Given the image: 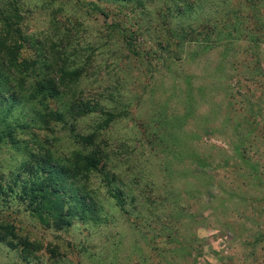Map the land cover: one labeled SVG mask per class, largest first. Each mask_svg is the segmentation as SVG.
Masks as SVG:
<instances>
[{"label": "rangeland", "instance_id": "374dc122", "mask_svg": "<svg viewBox=\"0 0 264 264\" xmlns=\"http://www.w3.org/2000/svg\"><path fill=\"white\" fill-rule=\"evenodd\" d=\"M192 1L182 20L155 0L135 11L115 0L19 1L25 33L49 40L50 78L70 79L75 93L61 90L87 110L39 137L58 156L91 153L105 166L88 176L93 155L71 161L97 206L60 228L29 209L32 175L0 147L14 187L0 199V233L36 247L25 260L0 243V264H264V0ZM24 45L22 59L42 58Z\"/></svg>", "mask_w": 264, "mask_h": 264}, {"label": "trees", "instance_id": "16d2710c", "mask_svg": "<svg viewBox=\"0 0 264 264\" xmlns=\"http://www.w3.org/2000/svg\"><path fill=\"white\" fill-rule=\"evenodd\" d=\"M19 1L0 0V147H11L20 153L22 155L20 169L32 175L31 184L24 188L22 194L23 200L30 199L29 209L32 213L44 224L49 218H53L60 222V228L63 225L70 228L74 219L79 215L85 218L87 212L97 206L89 195L88 185L80 180L77 171L71 169V161L75 157L86 158L87 155L93 154L74 152L71 158L65 159L49 150L37 131L50 130L53 122L64 123L67 126V118L75 122L87 114V110L84 111L78 106L76 94L68 93L70 91L75 93L74 83L70 79L63 77L57 82L50 78L53 68L46 66L50 59L45 48L49 40L25 33ZM115 1L132 4V9L135 11L144 5L145 0ZM155 2L165 3L168 16L177 20L185 19L193 7L192 0H155ZM112 27L114 31L124 36L128 45H131L130 29L120 27L117 23ZM180 29L185 34V28L181 26ZM182 41L183 39H179L175 45L181 44ZM24 44L37 46L42 58L33 62L27 58L22 59L20 52ZM134 53L140 55L136 49ZM61 84L69 89L67 93L61 90L63 89L60 87ZM50 99L61 110H52L48 113L47 102ZM96 136L91 135L87 139L85 150L95 146ZM94 152H97L96 149ZM93 156L85 160L88 176L96 169L105 166L102 165L104 157ZM4 181L3 173H0V199L7 202L9 191H14V187L9 185L7 189ZM111 196L118 204H124L121 192H111ZM90 216L92 217L93 214ZM2 232L0 243H6L12 249H19L20 255L25 260H29V256L33 255L32 250L36 248L29 237H19L13 229L4 231L3 227ZM62 255L65 256V253Z\"/></svg>", "mask_w": 264, "mask_h": 264}]
</instances>
